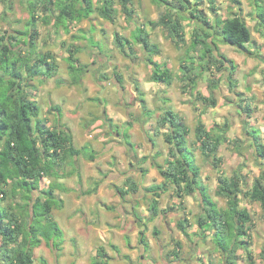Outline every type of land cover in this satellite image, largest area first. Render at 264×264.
Listing matches in <instances>:
<instances>
[{
	"label": "trees",
	"instance_id": "16d2710c",
	"mask_svg": "<svg viewBox=\"0 0 264 264\" xmlns=\"http://www.w3.org/2000/svg\"><path fill=\"white\" fill-rule=\"evenodd\" d=\"M42 1L46 4V9H49L50 6L53 8L52 13L48 11L41 17L37 7ZM42 1H27L30 19L24 30L12 33L7 31L0 35V238L2 240L0 261L2 264H34V248L41 245L43 240L49 246L59 247L63 232L58 222L53 218L52 208L57 203V199L54 197V189L62 185L54 182L47 190L42 191L46 195L44 200L41 195L34 196L33 191L40 190L44 176L60 178V172L65 165L68 163L74 165L75 158L90 148L88 144L81 148L76 147L69 128L59 123L53 127L46 126V123L39 118L41 108L38 101L31 97V90L36 89L31 81L41 76L43 78L54 77L59 70V63L51 52L39 54L33 61L31 60L36 48V41L40 35L37 21L42 18L41 21L49 25L54 17V25L56 27L63 26L69 32L73 22L89 18L96 11L102 18L111 22L116 21L118 13L115 8L116 0H98V6L94 0ZM161 1L170 3L171 7L177 8V4L174 2ZM120 2L128 19L132 18L134 9L131 0H120ZM177 3L179 5L177 12L171 13L173 10L169 9L168 12L162 14L159 20L151 21L150 24L152 27L164 25L169 29L170 35L176 42L181 43L185 42V33L180 18L188 17L186 13H191L194 19L205 24L206 22L208 24V21L202 18L203 15L198 8L189 4V0H177ZM5 4L7 10L12 9L9 0H6ZM254 4L257 6L259 23L264 26V10H260L261 0H254ZM211 28L214 29V33L222 37L223 42L238 49L246 50V45L252 41V32L241 14L218 20ZM213 35L209 29L206 30L198 26L193 32L191 48L193 50L199 46L202 48L201 57L205 60V64L202 65L203 69L206 66L209 68L212 64L219 65L220 70L227 69L229 74L225 79L229 85L234 86L236 84L233 78L235 66L225 55L219 52L214 41H209ZM23 37L24 40H22ZM84 37V35H72L74 40L84 39ZM115 40L122 51L129 47L130 51L134 52L135 43L141 44L147 53L146 61L152 66V79L168 84L172 83L174 79L172 70L165 63L154 59L155 55L161 53V50L158 44L151 42L150 34L145 27L135 29L133 39H128L117 32ZM23 43L29 48V52L26 54H23L21 48ZM81 50L82 46L75 43H70L67 46L66 61L71 84H79L82 75L88 68L78 57ZM190 59L193 62L192 56ZM182 68L185 70L182 77L184 82L182 87H196L197 76L194 75V68L185 62ZM114 75L119 87H122L121 75L117 72ZM103 77L106 78L107 76L103 75ZM198 95L199 99L208 105L215 106L217 104L216 99L211 95L204 96L201 92ZM239 105L243 107L241 104ZM244 109L248 113L247 117H250L251 107L248 105ZM50 110L55 111L59 117L61 116L62 111L59 105L51 106ZM150 113V111L146 112L147 115ZM166 124H169L170 131L166 134L165 140L171 145L170 156L174 159L167 160L165 165L154 163L165 178V182L174 185L176 196L181 199L192 193L200 195L201 211L196 219L198 228L201 230V234L212 229V235L216 239L224 238L222 242L221 240L216 241L217 246L223 251L229 263L233 259L235 261L239 259L237 251L241 245H244L250 264H255L253 254L249 251L251 242L245 238V236H250L253 219L246 208L242 209L239 206L241 176L236 174L228 178L219 175L217 178L216 194L228 198L229 205L227 209L220 208L211 196L209 187L201 182V167L196 163L195 149H192L193 146L200 144V150L204 157L211 158L214 167L219 168L223 161V157L219 156L220 146L223 142L230 140L227 124L221 128L222 132L220 133L207 128L206 124L200 120L195 128V140L191 143L188 141L191 128L182 116L170 108L158 117L156 133ZM131 125V122H126L125 129ZM253 132L256 135H251ZM245 133L254 142L257 155L264 158V144L259 139L260 130L246 129ZM1 140H3L2 145ZM89 150V157L94 159L97 155L96 151L92 148ZM128 183L130 187L120 191L123 196L129 191L139 189L134 179H129ZM5 185L11 186L12 197L17 198L19 194L20 201L21 199L25 200L24 203L20 201L15 203L19 207L18 212L13 211V202L8 206L2 203L10 194ZM159 188L163 189L161 186L153 185L148 190L154 191L159 196L160 192L156 190ZM245 196L250 197L252 201L260 202L264 210V175L255 178L252 189L246 191ZM169 210L165 208L162 213L166 214ZM150 212V221L159 215L160 209L157 199H153L151 202ZM177 225L187 235L188 229L191 227L189 216L186 214L179 219ZM154 233L158 234L156 228ZM140 242L147 249L144 230L140 231ZM174 253L176 252L174 251ZM106 261V250L104 247H99L96 250L94 264H107Z\"/></svg>",
	"mask_w": 264,
	"mask_h": 264
},
{
	"label": "rangeland",
	"instance_id": "374dc122",
	"mask_svg": "<svg viewBox=\"0 0 264 264\" xmlns=\"http://www.w3.org/2000/svg\"><path fill=\"white\" fill-rule=\"evenodd\" d=\"M27 1L28 0H9L12 9L7 10L5 4L6 0H0V35L6 33L7 31L12 33L19 30H24L27 27V22L30 19ZM94 2L97 6L99 5L98 0H94ZM169 2H174V4H177V8H173L170 6V3H166L161 0H131L134 14L132 18L128 19L122 9L120 0H116L115 8L118 10V13L115 22H111L105 18H102L99 15V12L96 11L92 13L89 18L73 22L69 32L66 31L63 26L56 27L54 25V17L52 18V21L49 25L44 24L41 21L42 18L39 19L37 21V28L39 29L40 35L36 41V48L33 55L31 56V60L33 61L34 58L39 54L51 52L56 57L60 69L58 70L57 76L50 78H43L41 76L35 80H32L31 82L36 86V89L31 90V97L38 101V105L41 108V113L47 110L50 111V106L56 102V104H58L62 109V119L66 121L65 119L67 117V113L64 108V104L67 101L64 102L63 98L65 95L68 96V94L72 93V95H70L71 101L74 104L78 102L74 111L79 109L85 114L82 120L79 121V125L84 127V123L86 121L85 119L90 115L89 110L91 108L84 106V104L79 105V103H83L82 100H86V94L95 96V91L99 89L97 92L98 96L96 97L98 102H105V98H107V96L111 97L115 95L114 97H119V95L122 94V88L119 87L118 91L115 90V84L118 83L114 75L115 72H118L117 68H119V66L121 69H124L123 76L125 77L124 79L122 78V81L125 79L126 81H129V70L132 68L130 67L131 63H128L125 53L121 51L119 46L116 44V33L119 32L122 36L128 39H133V32L135 29L138 27H145L150 34L151 42H157L161 48V53L155 55V59L161 63H165L174 74V83L172 86L169 85L168 87L170 91L164 90L167 95L174 97V101H169V103L174 102V104L171 105L166 103V98L160 97V94L157 95L156 89H152L153 87H150L151 90L147 93L150 94L151 97L153 96L152 98H154V101L152 100L153 102L151 107H153L156 114L160 113L163 108H167L168 105L172 106V108H169L174 112L177 111L179 115L182 113L181 115L183 116L185 122L192 130L191 135L188 137L189 143L195 140V126L197 125L200 118L206 122L208 128L214 129L220 133L222 132L221 128L227 124V132L230 136V140L223 142L220 146L219 156L223 157V161L219 168L214 167L211 158L204 157L198 145L193 146L191 144L193 146L192 149H195V160L196 163L201 167V182H204V184L206 183V185L209 187L211 196L216 198L220 208L226 209L229 207V205L228 198L216 194V189L218 186L217 178L219 175H223L228 178H231L236 174L241 176V192L238 196V199L240 200L239 206L242 209L246 208L250 212L253 219V225L249 233L250 236H245V238L250 240V242L253 244L251 251L253 255L257 256V264H264V210L260 202L252 201L250 197L245 196V192L252 189L255 178L264 175V158L258 156L254 147L249 145V141L252 139L251 137L247 136L244 130L247 123H250V127L252 126L251 130L256 128L260 130L259 139L260 142L264 144V26L260 25L259 23L256 9L257 6L254 4V0H189V4L191 6L198 8L201 11V14L203 15L202 18L207 20L208 24L207 22L205 24L200 22L198 19H194L191 13H186L188 17L180 18V23L182 24L183 32L185 33V42L177 43L172 35H170V31L167 27H164V25L152 27L150 24L151 21L159 20L162 14L168 12L169 9L173 10L171 13L177 12L179 10L177 0H169ZM52 8L53 6H50L49 9H46V4L44 1H42L37 7V11L42 17L48 11L52 13ZM260 10H264V0H261ZM237 14L242 15V18L245 19L252 32V41L246 45V50L238 49L233 45L226 44L222 41V37L217 33H214V29L211 28V26H213L218 20H224ZM198 26L203 27L206 30L209 29V32L214 34L211 36L209 41H214L219 48V52L225 55L227 59L232 62V64H234L235 68L233 69L231 67L233 69V78L236 81L234 86L229 85V82L225 79V77H227L229 74L227 69L223 68L220 70L218 68L219 65L214 64H212L209 68L206 66L203 69L202 65L205 64V60L201 57L202 48L200 46L196 50L191 48L193 32ZM72 35L85 36L84 39L77 40L80 42L79 44L83 48L78 54L81 62L88 66L87 71L91 73L90 76L93 82L92 84L81 85L78 87L67 86L65 89L69 88L67 91H70V93H67L65 91H61L62 85L59 84L58 79H60L62 75H67L68 72V64L66 61V57L68 56L67 46L70 43L76 44V40L72 38ZM19 37L21 36L19 35ZM24 39L25 38L23 37L22 40ZM21 48L23 50V54L29 52V48L24 45V43L21 45ZM135 48L137 54L136 56L138 57L137 61L140 62L147 55H144V50L141 45L136 44ZM104 52H109V59L106 58V53ZM190 56L193 57V62L191 61ZM109 60H111V63L113 62L116 64L114 68L112 67V64L109 62ZM184 62L194 68V75L197 76V84L195 85L196 87H182L184 83L182 77L185 73V70L182 68ZM125 64L127 66L124 68ZM149 67L150 65L148 64L146 69L150 70ZM103 75L107 77L105 78ZM141 81L144 87H146L147 83H152L154 86H158L160 90L163 89L162 87L167 88V84L164 81H155L152 78H149L148 80L142 79ZM162 83H164V86H162ZM136 92L139 93V90L134 88L132 90V94L135 95ZM199 92H201L204 96L211 95L214 99H216L217 104L215 106L206 104L203 100L199 99ZM238 100L241 101L240 104L243 107H238ZM243 100L246 101L244 102ZM86 104H88V102H86ZM248 105L251 107L252 111L249 118L247 117V111L244 109L245 106ZM100 111H102V108ZM134 113L139 114V110H136ZM55 116L58 122V114L55 113ZM153 120L156 121L155 119ZM156 124V122H151V131L154 129V127L156 129ZM53 125H55V122H53ZM90 125H92V123H90L89 126ZM117 125L118 124L116 123L114 126ZM99 128H101V130H98L97 134L94 133V131ZM107 131H109V126L108 124L104 123V125H101V127L90 126L89 129L83 131L82 135L86 136V134L93 133L94 140L98 139L95 140L98 141V148L100 151H103L105 146L100 135L106 134ZM140 132L144 134L141 128ZM154 132L157 135L155 136V141L160 144V148L166 152L165 154L171 157V145L167 143L166 140H164V138L161 136V129L158 133H156L155 130ZM166 134L167 133H164V136H166ZM252 134L256 135L254 132L251 133V135ZM82 137L79 140L80 144L85 140V138ZM238 140H240V145H238ZM125 141L129 145H133L129 135L126 136ZM2 143L3 140H1V145ZM147 143H149V145L152 147L151 142L147 140ZM242 144H244L243 147H241ZM104 152H107V149L104 150ZM150 152H153V150L150 149L148 151L149 155ZM123 155L125 166H122L121 170H123V172L129 173L133 168H136L134 161L136 160L137 156L136 153L132 151V149H126ZM151 157H153V155H151ZM103 164V161H95L93 168L95 171H97L100 169V167L104 166ZM146 166H148V164H146ZM93 176L91 178H93ZM159 180H163L159 174H148L145 178V184L150 186L152 182L156 183ZM93 184L95 183L91 181L89 186L91 187ZM168 184L170 192L168 195H165L162 198L161 202L164 204V206L167 205L166 208L170 209L172 208L170 202L173 198H175L176 191L173 184ZM72 185L74 188H78L77 182L73 181ZM10 187L9 185H5V188H7L10 193L8 198L2 202L5 206L12 204V202L16 203L17 201H20L19 194L17 198L11 196ZM40 190H34V196H40ZM22 192L23 191L21 190V193ZM193 196V210H195L196 214H199L201 211V197L198 193H195ZM140 198H142V193H139V195L133 199L140 200ZM170 198L171 200L169 201ZM152 200L153 199H149V204H151ZM20 202L24 203L25 200L21 199ZM142 204L145 208H147V201H145V204L142 202ZM53 212L55 215H57V218H55L56 221H58L60 228L63 227L62 220L65 218L68 219L69 216L64 214L63 210H53ZM169 212L166 213V217L160 215L157 225L154 224V227L152 226L151 228H146L145 225L141 224L139 226L140 230L148 232L147 239L151 238L153 241V245L151 246L153 251L151 252V257L154 259H160V257L163 255L162 253L166 254L168 248L172 249V245L170 244L174 243V240H176L177 237L182 234L181 231L177 229L178 227L176 228L178 216L176 219L170 218L168 216ZM83 215L85 216L84 220L89 221V214L84 213ZM58 217H60V220ZM91 219L92 218H90V220ZM192 220L195 221V219ZM155 227L160 229L161 234H163H155ZM211 233L212 230L210 231V234ZM65 236L66 235L64 234V240ZM195 236H197L195 233L190 236L191 242L196 240L194 239ZM206 238L208 241H210V243H208L210 244V248L207 247L208 245H204L203 256L205 257L208 255L210 256L212 253L213 245L211 244V241L214 244H217L216 240H221V242L224 241V238L219 237L216 239V237L213 235ZM139 244L143 246L141 242H139ZM43 245L47 249L51 248L45 241H43ZM110 248L109 246L107 248L110 250V256H115L117 253L122 255L120 251L117 252L115 246H110ZM241 248L244 249V251H241L240 255L244 257L240 260L239 264H247L249 263V259L247 261L244 260L245 256H247L246 246L241 245ZM191 250L190 244L186 243L182 254L184 256H188L192 253ZM35 251L36 264H42L41 262L44 256L40 253H43L44 251L41 250V248H35ZM88 251L90 250L88 249ZM144 254H146V251ZM84 257L87 258L88 262L94 264L95 256L92 257V260L91 256L90 258L89 256ZM141 258H144V256H142V253L139 252V257L137 258L138 261L142 262V260H140ZM153 263H155V260ZM213 263L223 264V259H215ZM81 264H83V260H81ZM158 264L163 263L158 260Z\"/></svg>",
	"mask_w": 264,
	"mask_h": 264
},
{
	"label": "crops",
	"instance_id": "0c3cea01",
	"mask_svg": "<svg viewBox=\"0 0 264 264\" xmlns=\"http://www.w3.org/2000/svg\"><path fill=\"white\" fill-rule=\"evenodd\" d=\"M79 43L80 42L76 40V44L80 45ZM136 44L141 45L139 43H135L134 52H131L129 47L128 50L126 48L125 51H123L124 53L126 52L125 56L127 57L128 63H131L130 67L132 68H130L129 70V81H126V79L122 81V94L117 98L114 97L115 95L111 97L106 95L107 98H105V102H98L96 100V97L98 96V89L95 91V96L86 94L85 98L87 101L82 100L83 103H79V105L84 104V106L91 108L89 110L90 115L85 119L86 121L84 123V127L79 125V121L82 120L85 114L79 109H77V111H74L75 106L78 104V102L74 104L71 101L70 95H72V93H70V91H67L69 90V88L65 89V87H78L81 85L92 84L93 81L90 76L91 73H89L88 71L82 75V79L79 84L70 83L71 78L69 75L68 67L67 75H62V77L58 79L59 84L62 85L61 91L70 93L68 94V96L65 95L64 98L59 97L63 98L64 102L67 101L64 104V108L67 113V117L65 119L66 121L62 119V113L57 122L55 111L47 110L43 113L40 112L41 116L39 115V118H41L46 123V126L53 127L58 125L59 123L69 128L73 135V143L76 147L81 148L84 145L88 144L90 146L89 149L92 148L97 153L96 157L94 159H91L89 157V149L82 152L77 158H75L74 165L71 163L65 165L64 169L60 172V178H55L53 176H44L42 178L40 184L41 192L47 190L49 186L54 182L60 183L62 185L61 187H56L54 189V197L57 199V203H55L52 208L53 218L55 220L57 218V215L54 214L53 210H63V213L67 214L69 218L67 217L68 219L65 218L64 220H62L63 227L65 228L66 232L64 228L61 227L63 236L61 238L59 247L54 248L53 245H50L49 247L51 248L47 249L44 247L43 242L41 245L35 247L41 248V250L44 251L43 253H40L44 256L41 263L81 264V260H83V264H92L88 262L87 258H85L84 256H89V258L91 256L92 260V257L96 256V250L99 247H104L106 250L107 264H158V260H160V262L163 264H214L213 261L218 258L223 259V264H239L240 260L244 257L240 255L241 251H244V249L240 248L237 251V254L239 255V259L237 261L233 259L229 263L223 251L217 246V244H214L212 241V253L210 254V256H203L204 245H208L207 247L210 248V244H208L210 243V241H208L206 237L212 236V233L210 234V231L212 229L205 232V234H201V230L198 228V225L196 223L198 214H196L192 206L194 204L193 195L195 193L185 195L183 199L177 197L175 194V198H173L172 200L171 198L169 199V201L171 200L170 204L173 208H170L171 210L168 216L174 219H176V217L178 216V219L176 221L178 223L179 218H183L187 214L191 221V227L188 229L187 235L179 228H177L178 225L176 223V228L179 229L182 234L177 237L176 240H174V243L170 244L172 245V249L168 248L166 254L162 253L161 251L163 255L160 257V259L152 258L151 252L153 251L151 249V246L153 245V241L151 238L147 239V231L145 232V236L147 239V249H145L144 245L142 246L139 244L141 231L139 227L140 224L145 225L146 228H151L152 226L154 227V224L157 225V221L159 220L160 215H162L163 217L166 215L162 213V210H164L167 205L164 206L161 201L165 195L169 194L170 188L169 184L165 182V178L160 174L159 168L154 163L165 165L167 160L174 159L173 157H169L168 155H166V152L160 148V144L155 141V136H157L154 132L155 127L152 131L150 130L151 122L157 123V119L163 113V111L167 110V108L169 107L172 108V106L168 105L167 108H163L160 113L156 114L153 107H151L154 98H152L153 96L151 97L147 92L151 90L150 87H153L152 89H156L157 95L160 94V97L166 98V103L173 105L174 102L169 103V101H174V97H172L171 95H167L164 90H169V85L172 86L174 82L172 81V83L170 84L166 83L167 88L162 87L163 89L161 90L158 86H154L152 83H147L146 87H144L141 80H148L149 78H152V66L150 65V70L146 69L148 65L146 57H144L140 62L137 61L138 57H136ZM104 53H106V58L109 59V52ZM144 55H147L145 50ZM109 62L111 63V60H109ZM111 64L113 68L116 66V64L113 62ZM125 66L127 65L125 64L124 68ZM117 70V73L120 74L124 79V69H121V67L119 66ZM57 74L55 76H57ZM162 86H164V83H162ZM118 88L119 85L115 84V90L118 91ZM134 88L138 89L139 93L136 92L135 95L132 94V90ZM86 102H88V104H86ZM240 103L241 101H239L238 103L239 108ZM53 105L58 104H56L55 102ZM142 105L145 106V108H143ZM101 108L102 111H100ZM136 110H139V114L134 113ZM147 111H150L151 113L147 115ZM175 112L178 113L177 111ZM181 114L182 113H180V115ZM153 119H155L156 121H154ZM200 120H202L206 124V122L202 118H200L199 121ZM51 121L55 122V125H53V122ZM127 121L131 122L132 125L125 129V122ZM90 123H92V125H90L92 127H101V125H104V123L108 124L109 126V131H107L106 134L100 135L105 146L103 151H100V149L98 148V141H95L98 139L94 140L93 133L86 134V136L82 135L83 131L89 129ZM116 123L118 125L114 126ZM140 128L143 130L144 134L140 132ZM251 128L252 126L250 127V123H248L245 126L244 130L246 132V129L251 130ZM98 130H101V128L96 129L94 133L97 134ZM161 131V136L165 140L164 133H169V124H166L164 127H162ZM191 132L192 130L190 131L188 137L191 135ZM127 134L130 136V140L131 142H133V145H129L126 143L125 138ZM143 135L145 136V139ZM81 137L85 138V140L80 144L79 140ZM147 140L151 142L152 147L149 145V143H147ZM249 142V145L254 147V142L252 140ZM238 143V145H240V140H238ZM198 146L200 148V144ZM243 146L244 144L241 145V147ZM106 149L107 152H104V150ZM126 149H132V151L135 152L137 156L136 160L134 161V165H136V168H133L129 173L123 172V170H121V167L125 166L123 154ZM150 149H152L153 152H150L149 155L148 151ZM151 155H153V157H151ZM95 161L104 162V166H102L103 168L100 167V169L97 170L98 173L93 168V166L95 165ZM146 164H148V166H146ZM148 174H159L163 180H159L156 183L152 182L150 186L146 185L145 178ZM92 176L93 178H91ZM129 179H134L139 189L137 191H129L123 196L120 191L128 189L130 187V184L128 183ZM73 181L78 183V188H74V186L72 185ZM91 181H93L95 184L90 187L89 184ZM153 185L161 186L163 188L156 189L158 192H160L159 196L156 195L154 191L150 192V190H148ZM139 193H142V198H140V200H134L133 198L138 196ZM41 196L44 200L46 195L42 192ZM149 199H157L159 201L160 209L159 215L151 221L149 220L151 216ZM213 199L217 202L216 198L213 197ZM145 201H147L148 203V205L146 206L147 208H145L142 204V202H144L145 204ZM12 209L14 212L19 211V207L15 203L14 208ZM84 213H88L89 217L92 219L90 220L89 218V221H85V216L83 215ZM58 219L60 220V217H58ZM192 219H195V221ZM157 230L158 234H163H161L160 229ZM194 233L195 235H197L194 238L196 240L191 242L190 236ZM64 234L66 235L65 240ZM179 242L180 244H178ZM185 242L190 244V248L192 249V253L188 256H184L182 254L183 249H185ZM1 243L2 240L0 238V245ZM108 246L109 248L110 246H115L117 252L120 251L122 255H119V253H117L115 254V256H110V250L107 249ZM252 246L253 244L251 243L249 246V251L252 250ZM35 248L34 264H36ZM88 249L90 251H88ZM145 251L146 254H144ZM174 251L176 253H174ZM139 252L142 253V256H144V258L140 259L142 260V262L138 261L137 259L139 257ZM1 254L2 252L0 250V256ZM82 257L84 258L81 259ZM253 259L255 261V264H257V256L253 255ZM154 260L155 263H153ZM244 260L247 261L248 256H245ZM0 264H2V261H0ZM247 264H250V262Z\"/></svg>",
	"mask_w": 264,
	"mask_h": 264
}]
</instances>
